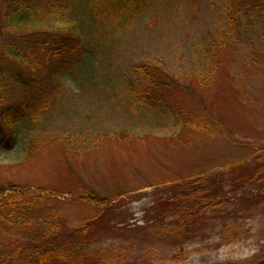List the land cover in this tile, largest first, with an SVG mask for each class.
I'll return each instance as SVG.
<instances>
[{
	"label": "rangeland",
	"instance_id": "374dc122",
	"mask_svg": "<svg viewBox=\"0 0 264 264\" xmlns=\"http://www.w3.org/2000/svg\"><path fill=\"white\" fill-rule=\"evenodd\" d=\"M3 1L0 63L30 78L19 60L1 55L3 39L15 33L2 25ZM33 1L35 19L49 30L75 27L86 50L55 78L38 68L31 91L8 82L0 97V113L28 101L36 116L20 124L12 149L0 151V183L47 189L45 215L59 220L63 236L72 230L47 264H264V181L240 184L264 168V14L229 50L221 47L210 70L204 39L225 27L232 0ZM147 61L161 65L170 84L153 96L182 107L202 132L135 95L134 67ZM196 177L208 182V211L192 224L181 217L175 236L164 223L177 220L176 209L155 228L145 210L180 188L198 193ZM87 193L117 207L90 203Z\"/></svg>",
	"mask_w": 264,
	"mask_h": 264
},
{
	"label": "trees",
	"instance_id": "16d2710c",
	"mask_svg": "<svg viewBox=\"0 0 264 264\" xmlns=\"http://www.w3.org/2000/svg\"><path fill=\"white\" fill-rule=\"evenodd\" d=\"M71 1H69V4ZM248 1L232 0V9L225 16V27L216 30L215 33L209 31L206 35L204 40L208 42V49L205 52H207L206 57L211 58V62L204 63L208 64L207 67H210V70L214 64L212 62L215 61L216 63L217 54L221 47L225 48L224 50H229L230 40L239 41L238 39H240L243 32L242 27L246 28L253 16L263 17L264 0L255 1L250 6L248 3L252 0ZM3 2L2 25L15 31L11 36L12 39H3L1 45V55L3 57L19 60L33 75L38 68H44L48 70L50 77L55 78V75L67 69L71 62L78 63L81 61V57L86 55L83 46L84 37L78 33L75 27H63L55 31L58 27L53 23L54 28L51 27L53 30H49L47 25L33 17V0H4ZM50 10L51 8H48L47 12ZM97 13L99 12L97 11ZM2 64L0 63V97L4 96L8 82L15 83V85L19 84L26 91H31L34 84L38 82L34 81L33 75L30 78L29 76L25 78L19 71H7ZM255 65L256 62L253 61L251 68ZM134 71L140 78L139 89H136L135 95H139L140 99L143 96L145 102H149L154 106L163 104L174 113L179 123L189 124L188 127H194L196 130H200L198 132H202L203 128L200 122L197 121L198 123L194 125L196 118L192 119L191 116L186 115V111L182 107H174L169 101L164 104L160 97L156 99L153 96L156 95L157 90L170 87L169 81H164L167 73L162 70L161 65L147 61L145 64L135 65ZM198 72L206 76L205 66L202 65ZM192 75H194V78L197 77L193 73ZM31 100H34L33 97ZM46 109V104H43L40 111H38L44 112ZM32 112L34 111L30 109L28 101H20L11 106L3 107L0 113V151H8L13 148L20 137V124H30L35 119L36 116L32 117ZM25 120L29 122L25 123ZM32 142V139L28 141L29 146ZM260 168L257 172L254 170L249 177L247 176L248 179L245 176L242 177L243 180H240V184H247L248 180L252 183L264 181V176L262 177L264 168L262 166ZM195 184L202 187L198 193H191L189 192L190 189L187 191L180 188L173 191L172 195H164V198H159L154 206L147 211L145 210V215L153 212L152 217L156 222L155 228L161 227L159 222L163 223L169 216L167 212L173 209L178 210V218L173 222L164 223L165 226H168L164 228V233L173 234L172 236L183 233H174L175 226H181L179 225L180 220H182L181 217H185L183 221H187L188 224H192L195 219H199L198 213L201 214V211L206 210L208 207L205 200L210 197V190L207 187L208 182H201L199 177L191 181V185ZM215 184L213 183L214 186L220 187L218 182H215ZM47 191V189L42 188H28L26 185L0 183V240L6 237L10 239L12 245L10 249L7 247L0 248V264H47V262H52L60 257L63 251L62 247L70 239L69 236L72 230H69L63 236V231H60L59 220H54L56 217L49 214L48 216L45 215L44 209L47 200L50 198ZM83 197L86 201L97 206L117 207L114 205L116 200L113 202V199L109 198L108 200V198L94 193H87ZM200 203H202L201 207L194 211L193 206ZM189 217H192V219Z\"/></svg>",
	"mask_w": 264,
	"mask_h": 264
}]
</instances>
